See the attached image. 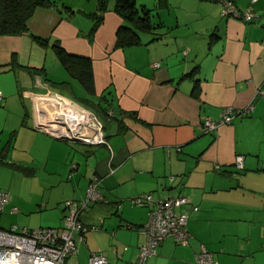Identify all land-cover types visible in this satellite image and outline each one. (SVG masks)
<instances>
[{"label": "crops", "instance_id": "1", "mask_svg": "<svg viewBox=\"0 0 264 264\" xmlns=\"http://www.w3.org/2000/svg\"><path fill=\"white\" fill-rule=\"evenodd\" d=\"M53 1L35 10L29 33L91 59L97 96H106L113 115L101 117L106 144L39 130L43 106L33 97L49 91L75 100L82 89L50 47L28 33L0 36V175L20 173L49 189L38 196L0 178V192L8 194L0 228L60 227L64 203L77 208L96 175L103 201L90 203L81 220L97 229L83 240L76 235L77 253L64 264H89L93 252L111 264H132L148 208L130 200L141 194L185 196L198 207L178 209L188 215L189 244L166 238L146 264H193L201 245L216 264H264V0H231L240 11L252 7L253 22L222 17L210 0H166L160 9L150 0L162 27L125 48L116 46L123 24L116 0L102 12L99 0ZM251 101L250 115L204 132L224 108Z\"/></svg>", "mask_w": 264, "mask_h": 264}, {"label": "built area", "instance_id": "2", "mask_svg": "<svg viewBox=\"0 0 264 264\" xmlns=\"http://www.w3.org/2000/svg\"><path fill=\"white\" fill-rule=\"evenodd\" d=\"M221 7V16L224 18L239 19L243 22H253L257 13L249 7L240 11L231 0H210ZM256 0H252L255 2ZM153 67H159L154 63ZM257 93H261L258 90ZM43 104L39 108L41 118L36 127L48 132L55 138L77 141L88 145L106 144L103 135V124L90 110L84 108L72 99L59 93L47 92L44 95L33 97ZM3 95L0 93V102ZM254 111L253 102H249L241 109L232 106L223 109L218 122L206 121L204 132H211L222 125H229L240 114L248 115ZM107 115L111 117L112 111ZM85 116V120H83ZM70 121V123H69ZM234 167L237 171L244 169V156L235 157ZM100 178L92 175L86 190L84 201L75 208L72 202L64 203L62 225L60 227H41L29 229L12 226L5 230L0 228V264H64V261L77 253L76 235L79 240L84 234L94 231L96 226H85L81 220V212L87 209L90 203L103 201L99 192ZM135 206L147 207V220L141 228L144 243L138 248L136 259L132 264H146L147 260L157 254V248L163 240L171 237L179 245H188L191 235L187 229L188 215L179 213L178 209L190 206L197 211L198 207L192 204L185 196L155 199L152 194H141L132 198ZM8 202V194L0 192V212ZM16 211V209H13ZM89 264H111L102 254L93 252L89 257ZM193 264H216L213 254L201 245L195 255Z\"/></svg>", "mask_w": 264, "mask_h": 264}, {"label": "trees", "instance_id": "3", "mask_svg": "<svg viewBox=\"0 0 264 264\" xmlns=\"http://www.w3.org/2000/svg\"><path fill=\"white\" fill-rule=\"evenodd\" d=\"M107 2L108 0H99L98 10L104 11ZM54 5L55 1L53 0H0V36H18L28 33L39 46L50 47L61 67L82 89V96L73 100L94 114H96L94 111H97L101 117H109L107 115L109 106L106 103V96H97L95 90L91 59L67 53L57 40L50 42L49 39L29 33L28 21L35 10L37 8H50ZM165 6H167L166 0H158L155 8L160 9ZM114 11L123 20V24L117 31V47L125 48L139 45L141 43L140 34L152 33L157 28L162 27L160 21L154 20L156 14H153L152 8L146 5H138L137 0H116ZM96 20L92 31L95 30L100 18ZM57 85L62 86L64 83H57ZM243 116L247 115L240 114L237 117Z\"/></svg>", "mask_w": 264, "mask_h": 264}, {"label": "rangeland", "instance_id": "4", "mask_svg": "<svg viewBox=\"0 0 264 264\" xmlns=\"http://www.w3.org/2000/svg\"><path fill=\"white\" fill-rule=\"evenodd\" d=\"M145 4L148 7L151 8V1L150 0H137V4L141 5V4ZM55 58V55H53ZM96 114V116L100 119V121L102 120L104 122V120L101 118L100 115L97 114V111H94ZM81 163V162H80ZM84 168V167H83ZM0 178H2L5 183H15L16 186H21L20 190L24 191V192H29V190L34 191L36 194H38V196H41L42 193H44L45 191L48 192L49 189L47 188V190H45L43 188V186L45 185H40L39 179H31V178H25L22 177V175H20V173H12V172H7V171H3V173H1ZM85 196H86V192H85ZM84 196V198H85ZM39 215H35L33 218L38 220ZM62 225V222H61ZM39 227H32V229H38Z\"/></svg>", "mask_w": 264, "mask_h": 264}, {"label": "bare ground", "instance_id": "5", "mask_svg": "<svg viewBox=\"0 0 264 264\" xmlns=\"http://www.w3.org/2000/svg\"><path fill=\"white\" fill-rule=\"evenodd\" d=\"M40 103H41V101H40ZM42 106H43V104H42ZM86 118H85V116H83V120H85ZM69 123H70V121H69Z\"/></svg>", "mask_w": 264, "mask_h": 264}]
</instances>
